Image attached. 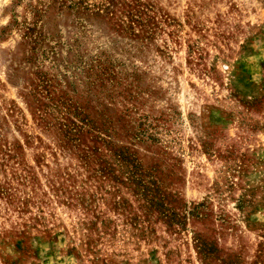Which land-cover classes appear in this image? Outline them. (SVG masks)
I'll use <instances>...</instances> for the list:
<instances>
[{
	"label": "rangeland",
	"instance_id": "obj_1",
	"mask_svg": "<svg viewBox=\"0 0 264 264\" xmlns=\"http://www.w3.org/2000/svg\"><path fill=\"white\" fill-rule=\"evenodd\" d=\"M0 264H264V0H0Z\"/></svg>",
	"mask_w": 264,
	"mask_h": 264
}]
</instances>
